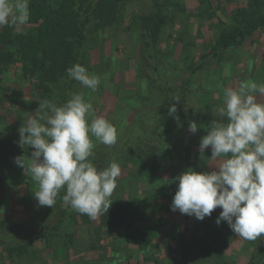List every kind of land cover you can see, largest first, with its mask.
Returning a JSON list of instances; mask_svg holds the SVG:
<instances>
[{"label": "trees", "instance_id": "1", "mask_svg": "<svg viewBox=\"0 0 264 264\" xmlns=\"http://www.w3.org/2000/svg\"><path fill=\"white\" fill-rule=\"evenodd\" d=\"M221 1L227 5L234 0H201L199 10L207 12V17L213 20L218 10L222 13L227 11ZM238 1L240 6L231 9L228 15L224 13L226 21L217 18L220 29L210 52L194 62L190 75L217 62L224 53L241 47L245 39L252 37L255 32L264 30V0ZM137 2L30 0V19L26 25L20 30L7 26L0 28V187H16L26 182L27 193L34 196L31 192L38 188L37 184L14 163V158L19 156H23L28 163L33 151L27 146L23 148L18 145V129L26 123L29 115L34 114L43 100H50L59 106L70 99L71 93H80L86 99L90 89L70 79L66 70L80 64L90 74L96 75L92 58L95 37L103 40L111 31L126 33L144 54L142 58L151 65L152 75L144 80L153 81L152 86L160 83L156 72L159 58L154 57L155 46L171 17L187 12L185 0H162L149 12L132 10ZM213 3L220 5L214 6ZM130 6H134L131 11ZM101 70L105 76L100 77V83H106L113 72L106 73L105 66ZM183 81L187 86L183 93H169L167 97L153 102L146 113L122 122L118 127L116 145L109 147L94 142L92 162L98 169L108 167L113 161L120 165L128 163L137 169L142 181L150 183L152 192L144 200L148 205L147 210L141 211L138 202L130 207L116 194H112L113 203L108 212L93 220L64 207L62 190L53 208L44 206L41 211L28 215L26 223L10 225L0 219V261L6 259L9 264H16L32 253H39L42 258L43 252L51 247L55 238L62 246L73 248L78 241L74 237V227L70 225L85 223L94 229L96 235L103 232L110 236V230L115 232L114 235H120L123 244L136 251L134 262H151V251H156L154 247L157 244L148 218V214L154 212L153 206H149L150 201H159L161 207L171 212L170 205L176 191L173 178L187 170L203 172L201 167L205 168L211 156L210 148L206 149L199 153L198 163H194L197 152L192 151L191 145L200 143L214 117H206L202 112L187 108L186 93L188 87L194 84L190 85L189 77L186 80L183 78ZM146 84L148 89L151 83ZM160 87L167 92L174 91L168 83H160ZM173 105L177 111L170 115L168 108ZM192 121L199 126V136H194L193 141L190 139L192 135L186 133ZM153 137L173 142L170 149L165 146L169 151L168 156H156L141 148ZM155 185L159 188L156 189ZM20 205L23 206L22 203ZM196 232L197 238L187 243L186 239L182 240L179 251L172 250L165 255L173 254V264H240L236 262L235 255L227 253L229 246L232 251L240 250L243 246L248 249L249 258L243 264H264V236L255 241L245 240L235 235L226 222L218 228L207 221ZM36 242L40 246L36 247ZM157 246V251H160V245ZM199 248H205L202 251L204 257L197 253ZM116 255L111 253L110 261L104 259L102 263L118 264L120 257H116L117 261L112 257ZM154 261L158 264L157 257Z\"/></svg>", "mask_w": 264, "mask_h": 264}, {"label": "rangeland", "instance_id": "2", "mask_svg": "<svg viewBox=\"0 0 264 264\" xmlns=\"http://www.w3.org/2000/svg\"><path fill=\"white\" fill-rule=\"evenodd\" d=\"M161 1L138 0L135 8L130 6V11L132 8V10L136 9L135 11H153ZM199 1L201 0H185L187 12L171 17L170 23L163 27L155 46L157 54L154 53V57L155 59L159 58L156 71L159 82L168 83L170 87L174 88V91L167 92L160 87V83L154 82L156 84L152 86L153 81L144 80L145 77L152 75L151 65L142 58L144 54L126 33L111 31L103 40L94 38L92 58L96 66V76H105L101 74V69L104 66L107 68L106 73L113 72L111 78L109 77L106 83H100L95 92L89 90L85 99L86 102L93 104L97 116L108 119L118 131L122 122L131 120L143 112L146 113L150 110L151 104L158 99L167 97L169 93L174 95L183 93L187 88L183 78L186 80L189 77L190 85L192 83L194 85L188 87L189 91L186 93L187 108L202 112L206 117H214L213 110L222 106L225 99V89L238 88L242 83H264V30L255 32L252 37L245 39L241 47L224 53L217 62H212L205 69L190 75L194 62L200 56L210 52V47L218 29H220L217 18L226 21V15L230 13V10L241 5L238 0L231 1L227 5L221 1V4H225L224 7L227 11L222 13L218 10L216 18L211 20L207 17V12L199 10ZM212 5L220 4L213 3ZM146 83H151L148 89ZM257 99L259 102H264V96L257 95ZM186 133L193 136L190 137L192 141L194 136H199L198 131L195 134L188 131ZM93 142L97 143L95 138H93ZM172 144L170 139L153 137L149 138L141 148L155 153L156 156H162V154L168 156V149ZM193 144L191 149L197 152L194 160V163L197 164L200 153L199 143ZM124 145L125 143L122 144V146ZM165 146H168V149ZM212 165L213 162L208 160L205 168L200 167L205 172L211 171L210 166ZM120 166L122 174L117 178V188L113 194H116L130 207L138 202L141 211L147 210L148 205L144 200L152 192V186L150 183L142 181L137 169L131 164ZM26 186L25 182L16 187L11 185L6 186L5 189L0 187V214L3 218H0L1 222L10 225L26 223L28 215L44 208V206L38 205L34 196L27 193ZM155 188L159 187L155 185ZM37 190L38 188L35 191ZM35 191L32 189L31 193L34 194ZM159 203V201H150L149 203V206H153L154 212L149 213L148 218L156 238V244L160 245V251H157V245L154 247L156 251H151L153 257L151 262H134L136 251L125 246L123 239L119 238L120 235H114L115 232L110 230V236H106L103 232H101L102 235L101 233L96 235L89 224L81 223L77 226L70 225L74 227V237L78 241L73 248L62 246L61 242L55 238L51 247L43 252L42 258L39 253L27 254L28 257H23L16 264H105L102 261L104 259L110 261L111 253L117 254L115 257L112 256L113 260L120 257L118 264H156L154 263L155 257L158 259V264H173L175 262L172 259L173 254L165 255L172 250L179 251L182 240L186 239L187 243L188 240L196 237V230L202 229L203 223L209 221L211 225L218 228L224 223L223 221L219 225L215 223L221 211L218 210L219 208L210 217L199 221L195 217L181 214L179 211L167 212ZM98 236L99 241L97 240ZM35 245L36 247L40 246V243L36 242ZM204 250L205 248H199L197 253L202 255ZM236 251H232L229 246L227 253L235 255L237 263H245L249 258L248 249L243 246ZM154 252H157L158 255H155ZM0 264H9V262L4 259L0 261Z\"/></svg>", "mask_w": 264, "mask_h": 264}, {"label": "clouds", "instance_id": "3", "mask_svg": "<svg viewBox=\"0 0 264 264\" xmlns=\"http://www.w3.org/2000/svg\"><path fill=\"white\" fill-rule=\"evenodd\" d=\"M30 0H0V28L20 30L30 19ZM70 79L95 92L100 77L80 64L68 68ZM264 83H242L224 91L222 106L199 143V151L211 150V171L187 170L173 178L176 191L170 208L199 221L221 211L215 223L226 222L233 233L255 241L264 236ZM177 111L168 108L170 115ZM199 126L192 121L188 132ZM21 147L33 149L28 163L23 156L14 163L38 186L39 206L53 208L63 190L62 205L95 220L108 212L122 169L118 162L98 169L92 162L93 138L105 146L118 141L116 127L97 116L91 102L71 93L62 105L50 100L38 104L34 114L18 129Z\"/></svg>", "mask_w": 264, "mask_h": 264}]
</instances>
